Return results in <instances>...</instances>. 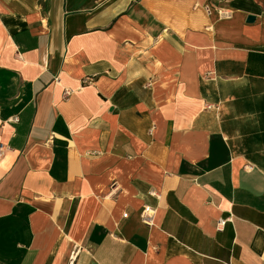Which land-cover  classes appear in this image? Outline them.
Wrapping results in <instances>:
<instances>
[{
  "label": "crops",
  "instance_id": "1",
  "mask_svg": "<svg viewBox=\"0 0 264 264\" xmlns=\"http://www.w3.org/2000/svg\"><path fill=\"white\" fill-rule=\"evenodd\" d=\"M1 145L0 264H264V0H0Z\"/></svg>",
  "mask_w": 264,
  "mask_h": 264
},
{
  "label": "built area",
  "instance_id": "2",
  "mask_svg": "<svg viewBox=\"0 0 264 264\" xmlns=\"http://www.w3.org/2000/svg\"><path fill=\"white\" fill-rule=\"evenodd\" d=\"M221 12V11H220ZM222 13V12H221ZM226 17L229 16L227 12L223 13ZM72 94V91L66 90L64 96L67 98ZM209 108H212L210 106ZM16 120V119H15ZM5 147L3 145L0 146V161L4 155ZM155 211L149 207H145L143 213H142V221L148 225L151 226L153 224V218H154ZM128 214H125L124 217H127ZM230 221V219H221L218 224V229L223 230L225 225Z\"/></svg>",
  "mask_w": 264,
  "mask_h": 264
},
{
  "label": "water",
  "instance_id": "3",
  "mask_svg": "<svg viewBox=\"0 0 264 264\" xmlns=\"http://www.w3.org/2000/svg\"><path fill=\"white\" fill-rule=\"evenodd\" d=\"M248 21L250 22V21H254V18L253 17H250L249 19H248Z\"/></svg>",
  "mask_w": 264,
  "mask_h": 264
}]
</instances>
